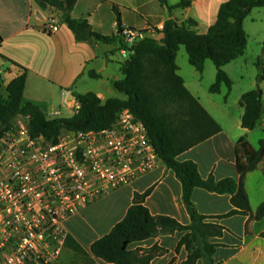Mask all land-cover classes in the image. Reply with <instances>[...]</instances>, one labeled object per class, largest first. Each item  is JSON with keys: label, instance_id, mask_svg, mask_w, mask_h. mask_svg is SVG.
I'll use <instances>...</instances> for the list:
<instances>
[{"label": "crops", "instance_id": "1", "mask_svg": "<svg viewBox=\"0 0 264 264\" xmlns=\"http://www.w3.org/2000/svg\"><path fill=\"white\" fill-rule=\"evenodd\" d=\"M180 1L166 0V4L162 6L158 0H76L71 17L86 19L92 30L102 36H117L116 20L119 17L121 25L160 41L163 34L157 28L163 27L168 19L177 23L192 19L197 23V33L205 34L216 21L220 5L228 0H188L190 4L187 7L179 6ZM41 3L43 2L37 0H0L2 94L6 95L4 89L11 80L25 72L21 104L29 102L52 118L73 116V110L62 105L65 102L70 105L75 99L74 94L92 92L101 101L118 98L113 94L116 91L112 84L122 78L119 57L123 56L121 50H117V45L76 41L72 31L58 16L57 10L52 5L44 3L43 6ZM52 19L58 21V31L51 35L44 34L42 27ZM179 53L180 50L176 56L177 74L182 78L186 89L219 124L221 131L179 154L176 159L179 162H194L202 179L212 176L216 181L224 178L237 180L236 143L244 139L257 150L259 140L264 138V116L254 130L242 128L244 108L240 100L244 93L232 104H228L229 94L224 100L228 92L225 86L220 88L219 93L212 94L209 92L210 84L206 93L201 87L202 77L199 76L203 72H197L188 63L185 52L186 61L193 69L191 70ZM91 73L96 76L91 77ZM214 74L216 75V70ZM92 80L96 83L90 85L89 81ZM222 88L225 92L221 100H217ZM261 99L264 104L263 94ZM243 187L250 206V213L246 216H225L233 210L229 195L211 193L201 188L192 191L191 200L196 211L207 217V222L225 229L220 237L210 239L211 243L218 244L213 256L216 264H264V238L260 236L264 231V217L257 221L252 219L258 206L264 201V155L256 169L245 175ZM148 189L150 193L143 204L150 215L170 217L182 226L190 224L182 201L181 183L173 171L161 162L154 170L129 185L106 194L66 221L68 235L89 255L93 264L109 263L92 257L89 253L90 245L108 234L124 218L132 204L134 193L141 194ZM252 196L257 200L254 206L251 203ZM184 234L176 231L132 242L128 249H149L157 245L165 253L154 257L150 264H182L187 252L184 247L176 252V247ZM63 251L69 252L72 255L70 257L75 256L66 247ZM196 264L204 262L198 260Z\"/></svg>", "mask_w": 264, "mask_h": 264}, {"label": "trees", "instance_id": "2", "mask_svg": "<svg viewBox=\"0 0 264 264\" xmlns=\"http://www.w3.org/2000/svg\"><path fill=\"white\" fill-rule=\"evenodd\" d=\"M37 1L52 5L61 14L63 23L72 31L76 41L116 44L117 50L128 52L129 64H120L122 78L112 84L123 98L101 101L92 92L74 94L79 104L77 113L70 118H49L35 105L29 102L21 104L26 81L23 72L6 85L5 96L0 81V138L14 130V121L18 116L26 121L32 138L41 136L46 142L55 143L62 131L86 132L109 128L120 111L128 110L145 127L161 162L173 171L181 183L182 201L190 224L182 226L170 217L150 215L143 204L150 189L141 194L136 192L124 218L108 234L90 245V255L109 264H150L154 257L165 253L163 248L155 245L149 249L129 250L128 245L179 231L185 234L178 242L176 252L181 247L187 252L182 264H196L198 260L204 264H216L213 256L218 244L211 243L210 239L220 237L225 229L207 222V217L196 211L191 200L192 191L201 188L211 193L229 195L233 210L225 216L248 215L250 206L243 180L262 160L264 138L259 140L257 150L244 139L236 143L237 180L224 178L216 181L212 176L202 179L194 162L177 161L179 154L218 134L221 127L184 86L177 74L176 56L180 46H183L188 63L199 73L203 72L205 62L211 61L216 75L209 92L219 93L220 88L225 86L228 91L224 97L226 100L232 81L223 67L244 55L247 34L243 21L253 8L264 7V0H228L222 3L216 21L205 34L197 33V23L192 19L182 23L168 19L161 30L163 38L160 41L145 37L131 46L125 44L120 35L119 17L116 20L117 36H102L92 30L86 19L71 17L76 0ZM158 1L162 6L166 4V0ZM189 4L188 0H181L179 6L187 7ZM256 67V81L259 82L263 78L264 65L257 60ZM90 76L96 75L91 73ZM240 103L244 108L241 126L252 131L264 116L261 94L255 89L247 91L241 96ZM263 217L264 201L252 219L257 221ZM260 236L264 238V231ZM65 246L73 253L85 256L86 264H93L89 255L70 235L66 238Z\"/></svg>", "mask_w": 264, "mask_h": 264}, {"label": "built area", "instance_id": "3", "mask_svg": "<svg viewBox=\"0 0 264 264\" xmlns=\"http://www.w3.org/2000/svg\"><path fill=\"white\" fill-rule=\"evenodd\" d=\"M58 29L52 19L42 32ZM120 35L128 46L145 38L126 25ZM127 53L121 50L125 59ZM62 106L73 114L79 110L75 99ZM21 121L18 116L14 130L0 138V264H55L66 247L67 220L154 170L161 159L128 110L120 111L109 128L62 131L55 143L32 138Z\"/></svg>", "mask_w": 264, "mask_h": 264}, {"label": "rangeland", "instance_id": "4", "mask_svg": "<svg viewBox=\"0 0 264 264\" xmlns=\"http://www.w3.org/2000/svg\"><path fill=\"white\" fill-rule=\"evenodd\" d=\"M58 16L61 14L57 11ZM243 29L247 34V45L244 55L235 60L233 63L227 65L223 71L230 74L232 81L231 90L229 93L228 104H232L233 101L241 94L250 90H256L259 87L261 95L264 98V74L261 81L257 82L256 77L258 75V69L256 67L257 60H260L264 65V7L253 8L243 21ZM180 55L183 56V61L187 66L193 70L187 63L185 50L183 46H180ZM179 55V56H180ZM116 56H119L118 54ZM178 56V63H180V57ZM120 62L123 63L125 58L119 57ZM120 63V64H121ZM215 67L211 61L207 60L204 65L202 74H199L201 79V87L207 93V88L215 81ZM1 76V72H0ZM0 81L1 77H0ZM90 85L95 84V81H89ZM225 89L222 88L220 96L217 95V100H221V96L224 94ZM118 98H122L123 95L117 92H113ZM52 118L50 116H47ZM21 123H26V121ZM255 196H252V205L256 204ZM69 252L63 251L60 259L55 264H86V257L75 254L74 257Z\"/></svg>", "mask_w": 264, "mask_h": 264}, {"label": "water", "instance_id": "5", "mask_svg": "<svg viewBox=\"0 0 264 264\" xmlns=\"http://www.w3.org/2000/svg\"><path fill=\"white\" fill-rule=\"evenodd\" d=\"M41 5L44 6L45 4H44V3H41ZM128 64H129V59H127V60L124 61V65H125V66H127ZM257 93H258V94H261V91H260L259 87L257 88Z\"/></svg>", "mask_w": 264, "mask_h": 264}]
</instances>
